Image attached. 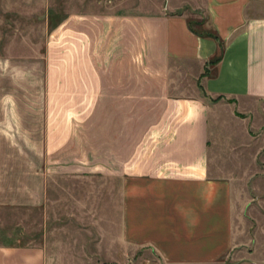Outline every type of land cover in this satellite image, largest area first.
I'll list each match as a JSON object with an SVG mask.
<instances>
[{
  "label": "crops",
  "instance_id": "crops-1",
  "mask_svg": "<svg viewBox=\"0 0 264 264\" xmlns=\"http://www.w3.org/2000/svg\"><path fill=\"white\" fill-rule=\"evenodd\" d=\"M126 2L132 4L126 13L76 17L145 21L148 75L125 73L139 52V27H133L135 49L132 44L127 61L114 60L122 72L100 76L101 98L110 101L100 108L99 172L49 174L39 163L0 171V208L39 206L43 218L47 179H67L68 204L59 196L53 210L99 212L100 221L94 249L68 250L65 257L115 264H251L253 254L235 247L253 238L236 234L235 220L244 194L238 182L242 164L251 161L248 128L264 120V0ZM187 19H201V27L217 34V61L208 62L217 41L193 32ZM83 33L91 49L92 39ZM109 173L115 179L111 193ZM62 181L52 187L66 190ZM108 210L114 211L110 223ZM17 225L25 229L26 223L15 220L10 227ZM45 256L40 240L0 238V264H47Z\"/></svg>",
  "mask_w": 264,
  "mask_h": 264
},
{
  "label": "rangeland",
  "instance_id": "rangeland-1",
  "mask_svg": "<svg viewBox=\"0 0 264 264\" xmlns=\"http://www.w3.org/2000/svg\"><path fill=\"white\" fill-rule=\"evenodd\" d=\"M115 1L0 0V171L26 170L39 163L49 174L99 172L100 108L102 102L106 106L110 101L101 98L100 76L122 72L114 60L125 56L127 61L132 44L135 49L133 27H139V52L129 58L125 73L146 76L149 71L144 20L76 18L85 13L131 10L130 2ZM84 30L92 39L91 49L85 48ZM248 136L251 161L242 164L238 175L244 194L235 232L251 236L253 242L237 243L235 249L252 253L251 264H264V120L256 127L251 125ZM108 152V159L113 158L114 153ZM6 156L11 159L5 160ZM114 166L109 160L108 169ZM110 176L109 193L115 187ZM56 181L62 180L47 179L45 202L49 205L43 218L39 206L13 211L0 208V238L11 234L40 240L47 264H115L111 259L65 257L68 250L72 254L94 249L99 239L94 226L100 218L99 212L53 210L51 203L57 205L59 196L65 207L68 204V180L62 181L63 191L52 187ZM106 215L107 223L113 221L114 211ZM15 220L24 221L25 229L10 227ZM257 238L262 242H255ZM57 239L61 242H54Z\"/></svg>",
  "mask_w": 264,
  "mask_h": 264
},
{
  "label": "trees",
  "instance_id": "trees-1",
  "mask_svg": "<svg viewBox=\"0 0 264 264\" xmlns=\"http://www.w3.org/2000/svg\"><path fill=\"white\" fill-rule=\"evenodd\" d=\"M187 26L193 32H195L199 35L210 36L217 41V51L215 52V54L212 57L209 58L208 62L213 63V62L217 61L220 57L221 49H222L221 40L219 39L217 34L211 29L201 27L202 26V20L201 19H187Z\"/></svg>",
  "mask_w": 264,
  "mask_h": 264
}]
</instances>
